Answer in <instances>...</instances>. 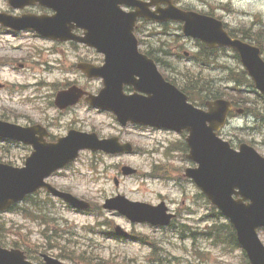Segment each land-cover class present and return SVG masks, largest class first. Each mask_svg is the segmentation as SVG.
Returning a JSON list of instances; mask_svg holds the SVG:
<instances>
[{
    "label": "rangeland",
    "instance_id": "rangeland-1",
    "mask_svg": "<svg viewBox=\"0 0 264 264\" xmlns=\"http://www.w3.org/2000/svg\"><path fill=\"white\" fill-rule=\"evenodd\" d=\"M175 1L177 5L212 14L231 32L255 40L259 45L262 44L261 48L264 51V0ZM6 8V0H0V10ZM135 35L143 52L151 49L180 55H183V52L190 55L198 52L192 41L185 39L173 24L141 23L137 25ZM6 39L12 40L9 36L0 34V40ZM38 45L40 50H43L41 55L43 59L51 60L50 54L57 48L42 40ZM8 47L9 45L0 48V57L19 59L14 57L20 54ZM62 51L64 56H60L59 59L65 61L63 66L69 67L68 70L81 61L102 60L95 52L83 47L64 46ZM219 56L218 68H204L200 63L194 65L183 58L177 59L161 52L156 53L160 61H166L171 65L172 70L158 67L165 78L168 77L170 81L179 85V73H182L184 78L194 77V80L195 77L199 79L200 74L203 86L211 87L217 92L231 88L233 84H225L222 79L233 81L234 77L237 78L236 70L241 68L231 51L220 52ZM197 58L198 62L206 61L201 56ZM69 72L68 78L63 77V81L78 80L81 84L87 85L84 77L76 69L72 67ZM175 76L177 78L174 79ZM56 77L62 81L60 76ZM0 81H3L2 76ZM35 82L38 84L40 81ZM90 85L97 90L101 87L99 81H94ZM226 93L231 94V91L227 90ZM6 95L8 97V93L0 94V98L5 99ZM48 95L49 91L45 88L36 93L26 94L37 99ZM249 100H254V105L259 106L256 105V99L250 97ZM35 104L39 109L44 108L41 100ZM249 107L250 112L254 113L256 110L254 106L250 104ZM31 108L25 105L24 114L29 115ZM12 109L24 116L23 112ZM69 120L75 123H67ZM61 121L62 123H58L59 127L53 129L55 135H65L69 127L80 132H95L100 138L117 136L123 142L131 143L137 153L135 151L130 156H107L99 152H81L68 170L60 172V176L55 178V183L59 188L69 190L76 197L90 203L92 212L73 213L63 208L62 204L55 205L39 195L34 200L38 203L44 201L45 206L48 204L49 208L46 209L51 213L48 214L45 208L37 211V208L30 205V201L24 202L20 209H26V215H21L16 210L0 216V223L4 225L5 230L3 238L7 235L10 242L17 240L38 245L35 251L30 249L35 256L41 253L52 257L60 255L70 257L72 262H65L67 264H85L84 261L93 259L97 264H242L244 259L240 249H233L227 243H215L202 235L207 229L206 219H203L209 213V206L204 198L199 197L200 192L193 184L178 179V174L184 168L192 166L183 159L181 144L183 139L180 135L134 127L120 128L111 115L90 112L84 105L62 114ZM19 123L27 124L24 120ZM219 136L230 142L235 149L244 143L264 156V121H253L250 118L247 120L246 117L236 115ZM28 155L29 151L25 146L0 142V160L3 162L20 167ZM122 166L135 169L139 174L122 176L120 172ZM157 171H161L162 174L155 175ZM149 174L153 178L145 176ZM114 180H117V185L114 184ZM116 195L153 205L165 202L168 208L179 216L175 222L176 228L165 230L146 225H132L116 212L103 210L104 200ZM44 217L51 219L44 221ZM181 225L188 227L186 230L188 232H179ZM115 227L129 233L134 239L125 241L109 237L107 234L112 233ZM259 239L264 245V231L259 232ZM82 252L88 255L80 257L79 254Z\"/></svg>",
    "mask_w": 264,
    "mask_h": 264
},
{
    "label": "water",
    "instance_id": "water-1",
    "mask_svg": "<svg viewBox=\"0 0 264 264\" xmlns=\"http://www.w3.org/2000/svg\"><path fill=\"white\" fill-rule=\"evenodd\" d=\"M160 1L168 7L158 11L156 16L134 0H9L14 7L39 3L56 11L51 18H24L11 21V25L24 20L29 28L46 37L67 40L71 24H76L84 30L83 42L105 55L104 67L83 69L88 76L101 77L104 82L99 96L90 100L94 107L112 111L122 125L130 122L189 132L186 139L190 149L188 158L196 162L198 168L187 169L186 177L192 178L229 219L250 264H264V248L256 235L257 228H264V159L245 145L236 153L227 143L218 140L214 131L224 125L230 104L221 100L207 103L208 112L188 105L186 97L162 79L154 63L137 53L133 28L138 17L158 22H184L182 29L186 36L199 38L209 47L231 46L237 50L248 74L263 93L264 64L257 50L230 40L219 22L181 12L169 0ZM122 5L135 7L136 11L124 13L120 10ZM124 85L133 86L141 95L125 97L122 94ZM5 131L8 130L0 124V135ZM82 148L112 154L131 151L129 145H118L115 139L98 141L92 135L70 133L58 156L46 159L44 164L37 166L40 162L38 155H34L27 168L21 170L0 164V210L41 187L43 178L72 161ZM122 172L129 175L134 171L124 168ZM232 195L240 198L233 200ZM61 196L77 208L87 207L69 195ZM104 207L116 209L132 220L146 219L154 225H167L170 220L162 205L152 208L118 197L106 201ZM0 264L28 263L19 251H6L0 247ZM48 264L56 263L48 261Z\"/></svg>",
    "mask_w": 264,
    "mask_h": 264
},
{
    "label": "flooded vegetation",
    "instance_id": "flooded-vegetation-1",
    "mask_svg": "<svg viewBox=\"0 0 264 264\" xmlns=\"http://www.w3.org/2000/svg\"><path fill=\"white\" fill-rule=\"evenodd\" d=\"M0 12L3 11L0 10ZM2 30L5 31L4 29ZM5 33L12 35L18 34L12 31H5ZM19 34H23V33H19ZM24 34H28V33H24ZM32 35L34 37H37L34 34ZM63 45L69 46L70 48L79 47L76 44H70V43ZM56 48L59 53H62L61 45H56ZM26 49H30V48L21 47L18 50L24 51ZM40 56L41 55L38 50L32 49V52H28L27 58L20 61L21 63H18V61H12L13 59L10 58L5 59L0 63V70L6 69L7 72H10L11 67H13V64H15L16 67H13L12 71H16V68L20 69L19 67H21L20 70H32L33 72L39 71L41 74H43L46 68L53 69L56 68V66L60 65V64L47 65L45 60L41 58L38 59V57ZM54 62H56V59H54ZM73 68H76V66H74ZM54 71H58V69H54ZM85 82L87 83L86 86L81 84L78 80L71 81L70 79H65L64 81L62 80L60 83L51 81V82H41L36 84L35 86H29V83H26L25 80H22L21 75H17L13 73L9 76L7 84L0 85V89H7V93H8V97L6 99L0 100V120L8 123H19V121L21 120H24V123H40L44 128H46L48 131L51 132L53 123H57L58 114H61V112L57 111L56 108L54 107V98L56 93L60 90L67 89L72 86H79L84 91L95 93L93 88L88 87L92 82L87 80H85ZM31 87L33 89H36V87L45 88L49 91V95L40 99L42 101V104L44 105L43 109H38L35 107L31 111H29L31 112V114L25 115L23 112V107L25 106V103H29L26 100L28 99V97L31 96H26V94H28ZM30 104L31 105L33 104V107L35 106L34 103H30ZM12 108L19 110L20 112H23L24 116L19 115L20 113L16 112ZM50 111H52V113H50ZM58 138L59 137H54L53 135L49 134V136H47V142L54 143Z\"/></svg>",
    "mask_w": 264,
    "mask_h": 264
},
{
    "label": "trees",
    "instance_id": "trees-1",
    "mask_svg": "<svg viewBox=\"0 0 264 264\" xmlns=\"http://www.w3.org/2000/svg\"><path fill=\"white\" fill-rule=\"evenodd\" d=\"M184 88L188 96L192 98L194 94V89L199 88V81L192 82L191 80H189V83H186ZM207 94V97L210 99H216L220 97L219 95H217V93H213V91L209 89H207ZM218 216L220 217L218 213H215L212 216V222L207 227L204 235L215 243H227L230 246H236L235 236L232 227L230 225L222 223L220 220H216Z\"/></svg>",
    "mask_w": 264,
    "mask_h": 264
}]
</instances>
